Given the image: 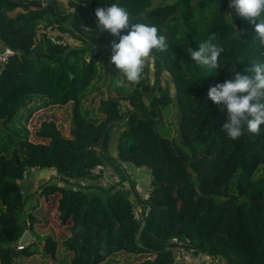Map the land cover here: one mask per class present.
<instances>
[{"label": "trees", "instance_id": "1", "mask_svg": "<svg viewBox=\"0 0 264 264\" xmlns=\"http://www.w3.org/2000/svg\"><path fill=\"white\" fill-rule=\"evenodd\" d=\"M67 1L69 13L56 0L45 5L0 0V46L15 52L0 67L2 126L15 128L26 99L74 103L69 138L45 121L36 137L48 143L20 138L0 153V264L36 254L37 243L19 249V241L39 223L33 215L39 199L54 195L60 196L61 225L72 223L64 243L72 254L69 264H103L116 253L145 256L135 264H178L174 238L192 257L264 264V176L258 175L264 167V126L231 139L223 132L222 106L205 102L211 85L264 61L255 25L241 18L230 23L223 13L231 11L229 0H156L155 5V0H107L124 7L132 23L156 25L169 48L150 55L134 91L115 87L116 96L101 99L90 119L94 110L85 104L97 88L99 61L118 38L98 29L95 11L105 0ZM41 22L58 24L83 46L55 45L44 33L38 39ZM210 37L224 48L218 74L195 65L186 53ZM168 108L175 112L180 140L162 125ZM130 166L151 171L147 201L137 192ZM97 167L104 173L95 174ZM33 168L52 171L65 186L47 181L28 194L21 183ZM105 171L113 180L110 187L101 183ZM133 195L150 209L142 222L133 216ZM42 250L57 260L53 237Z\"/></svg>", "mask_w": 264, "mask_h": 264}, {"label": "clouds", "instance_id": "2", "mask_svg": "<svg viewBox=\"0 0 264 264\" xmlns=\"http://www.w3.org/2000/svg\"><path fill=\"white\" fill-rule=\"evenodd\" d=\"M229 9L223 12L227 20L233 23L234 18H241L255 25L256 38L264 45V0H229ZM95 16L100 32L107 31L118 38V42L111 43L110 62L118 69V76L127 82H139L146 59L154 51L164 52L169 48L156 25L132 23L129 12L118 3L105 0ZM223 52V46L214 37L199 43L196 50L190 46L186 50L189 59L208 73H216ZM230 74L232 78L209 87L205 102L210 100L222 106L226 113L223 132L235 140L245 130L257 134L264 126V61L251 62L243 72L235 70Z\"/></svg>", "mask_w": 264, "mask_h": 264}, {"label": "rangeland", "instance_id": "3", "mask_svg": "<svg viewBox=\"0 0 264 264\" xmlns=\"http://www.w3.org/2000/svg\"><path fill=\"white\" fill-rule=\"evenodd\" d=\"M157 4L156 0L154 5ZM0 50H3L2 47ZM111 53L104 54L99 61L100 76L96 80V91L94 94L89 95L87 104H85L86 109H93L90 112V119H95V110L99 105L101 99H106L109 97L116 96L115 87H122L123 85L128 88V91H134L137 87L136 83L124 82V79L119 75L118 69L110 62ZM153 75V74H152ZM169 79L167 74H164L163 79ZM173 89V88H172ZM143 90H141L142 92ZM122 104V103H121ZM127 103L124 102L123 105ZM28 105V106H26ZM74 103L70 102L66 106H58L50 103V101L44 98H33L26 99L24 105L20 107L18 117L16 119L20 120L16 122L15 128L12 125L8 127H3L0 123V153H3L8 144L17 143L19 140H29L35 143H48V141L40 140L36 137V133L39 131L41 123L45 121H53L56 123L61 134L69 138L70 137V127L72 123V110ZM162 125L164 127H169L171 130V137L180 140L178 133V122L175 118V112L172 108L165 109L163 111ZM160 131L162 129L160 128ZM119 137V131H114L113 138L111 141L112 151L116 149V142ZM22 138V139H20ZM130 176L132 177V173ZM48 174L47 178H42ZM45 173L44 171L35 170L31 171L30 175L23 179L21 185L23 189L31 195H34L39 187L46 183L47 181L54 182L55 185L64 187L65 184L60 180H55V174ZM258 175L264 176V167L258 171ZM113 183V181H112ZM112 184L108 183L106 186L110 187ZM128 185V184H127ZM58 195H54L49 201H44L39 199L38 206L33 212L34 217L39 220V223L34 227L31 233L34 236V243L39 242V246H33V250L36 254L30 258L18 257L16 259V264H69L72 255L68 254V250L65 248L64 243L71 236L69 227L72 225L70 222L66 227L62 226L59 221V214L55 206V202ZM130 200L135 203H139L136 196H131ZM53 237L58 242L57 260H52L47 256L42 247L47 237ZM71 255V256H70ZM145 258L144 255H131L127 253H116L112 255L103 264H135L141 262ZM191 258V255L187 254L186 259ZM201 258V257H200ZM202 259V258H201ZM200 262V259L197 258ZM186 264V263H185Z\"/></svg>", "mask_w": 264, "mask_h": 264}, {"label": "built area", "instance_id": "4", "mask_svg": "<svg viewBox=\"0 0 264 264\" xmlns=\"http://www.w3.org/2000/svg\"><path fill=\"white\" fill-rule=\"evenodd\" d=\"M17 1H24L26 3H39L41 5H45L49 3L51 0H17ZM61 27L56 25H46L44 26V34L46 36V39L49 40L51 43L55 45H67V41L61 38ZM15 54V52L11 49H3L0 50V67L6 66L10 60V58ZM149 58L146 59L144 68L148 66ZM102 167H97L96 170H94L95 174L100 173V170ZM39 170L37 168L31 169V171ZM151 172V171H150ZM152 191V188H150L143 196V199L147 201L150 198V193ZM134 196V195H133ZM150 209L147 207H143L140 203H135L133 206V216L135 220L138 222H142L149 214ZM175 244L179 245L176 249V257L178 260V264H185L186 263V255L189 254L185 251V248L182 246L180 241L177 238H174L172 240ZM19 249H23L24 247H18ZM190 255V254H189ZM202 259H201V258ZM197 258L200 259V262L197 264H228L225 261L212 258V257H204L203 255L198 256ZM187 264V263H186ZM189 264V263H188Z\"/></svg>", "mask_w": 264, "mask_h": 264}, {"label": "crops", "instance_id": "5", "mask_svg": "<svg viewBox=\"0 0 264 264\" xmlns=\"http://www.w3.org/2000/svg\"><path fill=\"white\" fill-rule=\"evenodd\" d=\"M57 1V4H58V7L63 10V11H66V12H72L73 10L69 8L68 6V1L67 0H56ZM169 4H173L175 3V0H169L168 1ZM47 23L46 22H41L39 27H38V39H41V35L44 33V26H46ZM61 38L64 39L65 41H67V44H71L73 46H76V47H82L83 44L80 40H78L77 38L73 37L70 33H65V32H61ZM1 48V46H0ZM130 172L132 173V177L136 183V186H137V192L140 193V195L143 197L144 194L150 189L148 190H145V188L148 186V182H149V178H151L150 176V172L148 170H146L145 168H142L140 170H136L134 167L130 166ZM42 171V170H40ZM46 174L49 172L51 174L52 171H44ZM100 173H104V168H102L100 170ZM105 176L101 179V183L102 185H107L108 183L112 184V179L107 177L108 174H107V171H105ZM48 177V174L42 178H47ZM126 186L129 187V185L126 184ZM59 196V195H58ZM40 199H43V198H40ZM44 200V199H43ZM58 200H59V197L57 198V201L55 202V206L57 208L58 206ZM45 201V200H44ZM138 203V202H137ZM68 254H71L69 251H68ZM72 255V254H71ZM70 255V256H71ZM186 263L188 264H197L198 261H197V257H192L191 258H187L186 260Z\"/></svg>", "mask_w": 264, "mask_h": 264}, {"label": "water", "instance_id": "6", "mask_svg": "<svg viewBox=\"0 0 264 264\" xmlns=\"http://www.w3.org/2000/svg\"><path fill=\"white\" fill-rule=\"evenodd\" d=\"M35 50H38V47L36 46L35 47ZM30 175V172L27 174V177ZM34 236L33 234L31 233L30 230H27L24 235L22 236V238L20 239L19 241V246L20 247H26V246H29V245H32L34 243ZM37 245L39 246L40 243L37 242Z\"/></svg>", "mask_w": 264, "mask_h": 264}]
</instances>
